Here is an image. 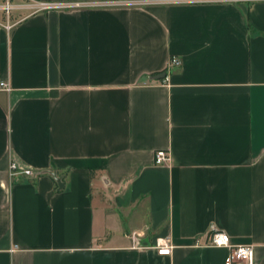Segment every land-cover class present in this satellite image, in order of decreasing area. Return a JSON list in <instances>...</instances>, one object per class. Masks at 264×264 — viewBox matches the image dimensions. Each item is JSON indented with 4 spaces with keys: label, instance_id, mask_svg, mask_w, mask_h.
Masks as SVG:
<instances>
[{
    "label": "crops",
    "instance_id": "1",
    "mask_svg": "<svg viewBox=\"0 0 264 264\" xmlns=\"http://www.w3.org/2000/svg\"><path fill=\"white\" fill-rule=\"evenodd\" d=\"M33 1L68 6L0 13V264H264V0Z\"/></svg>",
    "mask_w": 264,
    "mask_h": 264
},
{
    "label": "built area",
    "instance_id": "2",
    "mask_svg": "<svg viewBox=\"0 0 264 264\" xmlns=\"http://www.w3.org/2000/svg\"><path fill=\"white\" fill-rule=\"evenodd\" d=\"M37 10H49L59 7H66L68 5L60 4V3H51V2H42L37 5ZM12 10L11 4L8 2L6 6V11L9 14ZM7 28H11L10 24L6 25ZM182 64L181 59L177 57H172L170 60L169 67H178ZM0 87L10 90V85L5 81H0ZM154 161L156 165H164L170 161V153L168 150L159 149L155 152ZM10 174L11 176H15L18 174L33 177L37 176L38 173H35L32 169H23L18 170L16 164L12 163L10 167ZM208 245L214 247H228L229 253L226 257L225 264H240V263H247V264H254L255 262V250L254 247L251 245H232L230 236L220 230H214L210 233L208 238ZM158 253L161 255H170L173 250V244L168 237L165 238H158L155 244Z\"/></svg>",
    "mask_w": 264,
    "mask_h": 264
},
{
    "label": "rangeland",
    "instance_id": "3",
    "mask_svg": "<svg viewBox=\"0 0 264 264\" xmlns=\"http://www.w3.org/2000/svg\"><path fill=\"white\" fill-rule=\"evenodd\" d=\"M10 3L12 6L11 15L14 19H20L34 11L37 10L36 2L33 0H0V13L4 16L9 18L10 13L8 14L6 11L7 3ZM17 10L18 13L16 16L12 14V11ZM13 19V20H14Z\"/></svg>",
    "mask_w": 264,
    "mask_h": 264
},
{
    "label": "water",
    "instance_id": "4",
    "mask_svg": "<svg viewBox=\"0 0 264 264\" xmlns=\"http://www.w3.org/2000/svg\"><path fill=\"white\" fill-rule=\"evenodd\" d=\"M165 77H166V73H161V74L155 76L154 79H161V78H165ZM43 173L50 174L57 181L59 187L64 188V182L62 180V177L58 174L57 171L46 170V171H43Z\"/></svg>",
    "mask_w": 264,
    "mask_h": 264
}]
</instances>
